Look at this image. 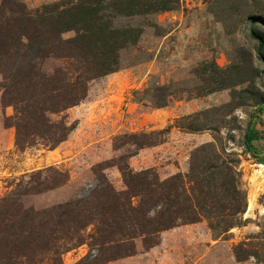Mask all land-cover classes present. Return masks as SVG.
<instances>
[{"label":"rangeland","instance_id":"rangeland-1","mask_svg":"<svg viewBox=\"0 0 264 264\" xmlns=\"http://www.w3.org/2000/svg\"><path fill=\"white\" fill-rule=\"evenodd\" d=\"M19 1L34 11L66 0ZM163 1L172 9L115 19V28H138L140 38L120 51L117 72L92 82L86 99L65 112L73 130L53 151L17 152L14 130L2 125L12 109H3L0 101V199L49 167L67 173L66 184L20 198L24 208L38 211L85 198L97 186L93 168L127 154L113 149L115 137L168 130L163 144L128 160L130 169H152L162 180L185 175L192 152L208 146L219 156L214 160L233 166L243 211L224 232L211 230L206 221L181 226L163 233L158 246L145 251L136 241L133 256L107 264H264V0ZM66 66L48 59L42 70L50 74ZM250 128L256 159L243 145ZM102 174L123 190L115 167ZM91 233L89 228L84 236ZM89 243L63 254L62 263L89 264L97 253Z\"/></svg>","mask_w":264,"mask_h":264},{"label":"trees","instance_id":"trees-1","mask_svg":"<svg viewBox=\"0 0 264 264\" xmlns=\"http://www.w3.org/2000/svg\"><path fill=\"white\" fill-rule=\"evenodd\" d=\"M171 9L163 0H66L32 11L19 0H2L0 101L13 112L2 125L14 130L15 150L53 151L67 140L73 127L65 112L86 99L92 82L117 72L120 51L140 38L138 28H115L116 18ZM67 33L73 37L64 39ZM48 59L67 66L47 74L42 64ZM167 135L161 130L115 137L113 149L127 154L93 168L97 186L85 198L38 211L24 208L20 198L55 190L68 175L49 167L21 180L14 193L0 199V264H63L61 256L87 239L97 250L89 264H107L133 256L136 241L145 251L158 246L163 233L181 226L206 221L211 230L224 232L234 225L244 194L233 166L214 160L219 156L208 146L192 152L185 175L162 180L152 169H130V158L163 144ZM254 140L250 128L243 145L256 159ZM110 167L118 170L123 190H115L102 174Z\"/></svg>","mask_w":264,"mask_h":264},{"label":"bare ground","instance_id":"bare-ground-1","mask_svg":"<svg viewBox=\"0 0 264 264\" xmlns=\"http://www.w3.org/2000/svg\"><path fill=\"white\" fill-rule=\"evenodd\" d=\"M248 210H250V205H248Z\"/></svg>","mask_w":264,"mask_h":264}]
</instances>
